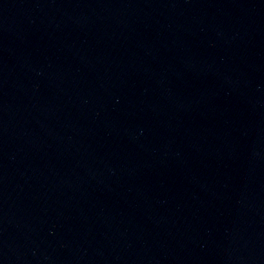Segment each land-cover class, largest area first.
<instances>
[{
	"label": "water",
	"instance_id": "95a60500",
	"mask_svg": "<svg viewBox=\"0 0 264 264\" xmlns=\"http://www.w3.org/2000/svg\"><path fill=\"white\" fill-rule=\"evenodd\" d=\"M0 264H264V0H0Z\"/></svg>",
	"mask_w": 264,
	"mask_h": 264
}]
</instances>
